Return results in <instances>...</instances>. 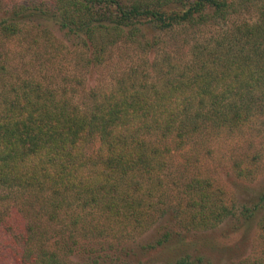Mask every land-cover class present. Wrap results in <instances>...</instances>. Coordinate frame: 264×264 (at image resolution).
<instances>
[{"label": "trees", "instance_id": "obj_1", "mask_svg": "<svg viewBox=\"0 0 264 264\" xmlns=\"http://www.w3.org/2000/svg\"><path fill=\"white\" fill-rule=\"evenodd\" d=\"M13 1L0 0V39L20 36L28 24L47 37L65 31L87 51L88 67L102 65L121 43L152 55L165 36L178 40L108 91H91L86 106L53 78L9 72L0 54V202L39 196L57 233L47 241L50 231L38 236L34 224L20 228L3 243L14 250L15 264H73L63 254L79 239L142 234L168 213L173 226H163L153 242L112 254L84 246L82 263L149 264L158 251L150 264H210L207 253L219 243L191 237L234 217V206L209 178L166 182V173L176 152L238 134L264 117V0ZM206 26L223 33L181 45L184 31ZM236 174L252 175L241 168ZM171 185L181 202L163 208ZM246 196L237 231L261 213L264 231V190Z\"/></svg>", "mask_w": 264, "mask_h": 264}, {"label": "rangeland", "instance_id": "obj_2", "mask_svg": "<svg viewBox=\"0 0 264 264\" xmlns=\"http://www.w3.org/2000/svg\"><path fill=\"white\" fill-rule=\"evenodd\" d=\"M42 1L48 0H14L10 3L30 6ZM23 29L20 36L14 39H0V54L9 67V72L22 76L34 73L53 78L54 83L64 84L63 87L69 92L76 93V101L84 106L90 103L88 95L91 91H108L117 79L129 72L131 67L146 65L145 59L151 61L157 53L173 51L174 43L178 41L165 36L164 40H161V47L152 55H141L134 44L121 43L107 53L102 65L88 67L87 51L77 46V40L65 31L57 30L47 37L42 35L34 24H28ZM222 33L221 26H206L200 30L184 31L182 35L184 38L180 42L181 45L186 44L188 40L208 42ZM80 82L83 84L80 85ZM239 168L250 170L252 175L239 177L236 174ZM166 174L168 175L166 182H172L173 179L178 181L195 177L209 178L216 186L222 187L228 204L234 206V217L228 218L212 231L191 237L194 240L201 237L209 238L219 243L218 249L207 253L211 259L210 264H233L248 258L264 259V231L258 225L263 213L250 223L249 228L237 231V227L240 228L243 224L239 220V210L243 204H246L247 192L264 190V117L255 119L238 134L210 138L203 144L194 143L176 152L170 158L169 170ZM169 192L170 197L166 201L169 205H163V208L174 207L181 202L176 186L171 185ZM46 206L42 205L39 196L25 194L12 198L7 203L0 202L2 220L0 264H15L14 250L12 251L11 247L5 249L3 243L6 241L9 243V240L17 237L21 232L20 228L25 229L27 224H34L38 236L50 231V235H46V240L51 237L54 239L57 233L52 232L55 228H52L47 221ZM170 216L169 213L165 216L158 214L155 221L151 220L145 232L135 233L127 238L120 234H107L103 237L79 239L80 245L74 246L76 250L63 256L73 264H83L85 247L101 250L103 254H112L120 248H138L160 237L164 230L163 226H173L169 223ZM157 252L152 251L149 254L147 257L149 264L152 260L151 256Z\"/></svg>", "mask_w": 264, "mask_h": 264}]
</instances>
